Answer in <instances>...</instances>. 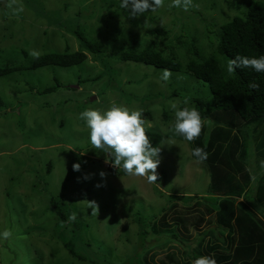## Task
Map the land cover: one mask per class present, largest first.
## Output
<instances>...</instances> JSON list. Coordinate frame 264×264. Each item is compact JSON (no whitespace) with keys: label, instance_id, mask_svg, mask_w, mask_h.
Here are the masks:
<instances>
[{"label":"rangeland","instance_id":"1","mask_svg":"<svg viewBox=\"0 0 264 264\" xmlns=\"http://www.w3.org/2000/svg\"><path fill=\"white\" fill-rule=\"evenodd\" d=\"M250 1L193 0L184 11L165 0L154 12L132 16L120 0H0V68L13 71L0 78V231L13 234L0 242V264H97V256L107 264H124L137 247L135 216L146 223L167 208L170 195L197 198L205 207L220 200L210 193L208 165L193 159L190 142L173 130L171 105L196 107L194 99L210 103L209 87L184 71H170L163 81V70L122 62L120 55L150 47L183 66L202 63L214 55L217 29L246 13ZM20 6L22 12L13 11ZM76 28L97 44L99 54L87 52L83 64L69 68L22 69L34 59L31 49L40 56L62 54L66 48L69 53L84 51L73 34ZM55 80L60 88L43 93ZM113 103L142 110L146 131L161 135L156 182L120 175L122 169L88 143V129L78 114ZM242 125L241 131H233L243 139L252 169L263 127ZM77 163L78 171L73 169ZM250 191L253 195L248 189L244 202L252 198ZM88 201L96 203L97 214H91ZM73 212L77 219L69 221ZM170 228L195 250L193 238L200 229L182 235L175 225ZM215 228L212 224L201 231L213 230L219 237ZM159 230L163 233L146 238L147 261L159 264L171 249L184 261L186 245L167 241L166 230ZM69 249L89 261H78Z\"/></svg>","mask_w":264,"mask_h":264},{"label":"trees","instance_id":"2","mask_svg":"<svg viewBox=\"0 0 264 264\" xmlns=\"http://www.w3.org/2000/svg\"><path fill=\"white\" fill-rule=\"evenodd\" d=\"M217 30L219 35L214 55L202 63L188 61L183 66L178 60L164 57L160 51L157 52L150 47L140 52L131 48L130 52L120 55L122 62L143 64L175 73L184 71L209 87L212 96L210 103L194 99L202 117L203 127L200 136L190 142L189 148L193 159L208 165L210 193L220 199L214 206L205 207L197 198L170 195L167 208L162 209L157 216L150 217L146 223L142 222L140 214L135 216L138 225L137 247L133 254L130 253L129 259H125L124 264H150L146 258L149 255L146 251V238L154 233L162 234L159 228L166 230L167 241H175L179 246L186 245V251L183 253L187 255L183 261L179 255L176 256L178 252H171V249L159 260V264H192L200 256H212L217 264H264V219L258 215L259 211L244 203H236L247 189L252 177L243 167V154H237L240 153L237 149L241 147L240 137L233 131V129L241 131L244 127L242 123H255L256 126L263 127L257 149L264 158V73L255 72L252 68H237L234 73L227 74L226 67H223L219 60L220 57L227 64L229 59L238 56H264V1H250L246 13L241 17L232 18ZM73 34L83 45L84 51L69 53L66 48L62 54L50 53L39 56L38 59L34 58L22 69L35 70L48 66L69 68L83 64L87 60V52L99 54L97 44L86 41L79 28H76ZM102 64L106 66L103 62ZM11 72L13 71L10 68H0V78ZM59 88V83L55 80L54 86L45 89L43 93H52ZM3 106L4 100L0 94V110ZM163 118L166 119L165 113ZM206 121L211 125L207 126ZM147 134L153 146H159L161 135L148 131ZM229 144L231 146L229 150L225 149ZM196 147L204 149L207 159L200 160L192 155V150ZM244 148H240L239 151L244 152ZM119 174L125 175L123 170ZM258 184L256 194L264 203V174ZM86 195L88 197V194ZM178 206L184 207V210H178ZM259 213L261 216L264 215L262 212ZM156 222L160 223L158 228ZM170 224L175 225L176 231L182 235L200 229L193 238L195 242L197 241L195 250L193 246H189L191 243L184 242L177 232L172 231ZM212 224L216 225L215 232L220 234L219 237L215 236L213 230L201 231ZM86 246L88 247L87 244ZM69 252L80 262L89 261L88 257L72 249H69ZM154 255L151 261H154ZM97 259L101 260L97 264H107L104 257L97 256ZM90 263L96 264V260H91Z\"/></svg>","mask_w":264,"mask_h":264},{"label":"clouds","instance_id":"3","mask_svg":"<svg viewBox=\"0 0 264 264\" xmlns=\"http://www.w3.org/2000/svg\"><path fill=\"white\" fill-rule=\"evenodd\" d=\"M16 0H12L15 4ZM12 4L9 6L11 7ZM165 0H120V7L128 9L130 15H142L148 11H156L163 7ZM193 6V0H170L169 7L180 8L188 11ZM22 12L23 7L13 9ZM29 55L38 59L40 52L29 50ZM237 68H252L255 72L264 73V56L248 57L238 56L229 59L226 71L232 74ZM171 72L163 70L161 79L167 81ZM257 87V85H252ZM173 110V130L183 140L192 142L197 139L202 131L203 121L196 107H177L171 105ZM88 129V143L94 149L106 154L113 167L122 169L128 176L146 178L149 183L157 181L156 169L160 163L158 158L161 148L153 146L145 127L142 110L131 109L125 105L113 103L106 109L86 108L78 114ZM192 155L200 160L207 159V153L201 147L192 150ZM264 166V162H262ZM74 170L80 169V164L73 165ZM104 175L103 172L100 173ZM91 214H97L98 206L94 201H88ZM78 214L71 213L69 221H75ZM9 229L0 231V242L8 241L12 237ZM192 264H217L212 256H200Z\"/></svg>","mask_w":264,"mask_h":264},{"label":"crops","instance_id":"4","mask_svg":"<svg viewBox=\"0 0 264 264\" xmlns=\"http://www.w3.org/2000/svg\"><path fill=\"white\" fill-rule=\"evenodd\" d=\"M239 126L242 127L241 125H239ZM243 128L244 127H242V129ZM259 128H261V127H259ZM259 138H260V136H259ZM240 145H241L240 148L245 147L244 141L241 138H240ZM230 147L231 146L229 144V145H227L226 149L229 150ZM240 148H237L238 149V152H240V153H237V154H243V156H244V159H243V162H242L243 167H244L245 171L248 172V174L252 177V179H251L250 184L248 185L247 189L245 190V192L239 198V199H241V201L239 202L238 201L239 199H237L236 200V203H244L247 206H249V204H251L252 206L255 205L253 208H255L256 211H259V212L264 213V203L262 202L261 197L260 196L258 197L257 194H256L257 193L258 186H259L258 181H259L260 177H262V175L264 174V167L262 169L258 170L259 167L262 166V162H264V158L261 157V155H260L261 154V151L259 149H256V148L253 149L254 157L257 159V161L254 162L251 165L252 166V169H250V165L248 164L249 153H247L246 151H244V152L239 151ZM190 151H191V149H190ZM237 158L238 157L236 156V159ZM254 183H256V184H254ZM248 189L249 190L250 189L253 190V195H252V191H250L251 192V195H252V198L249 199V197H248L249 200L247 199V202H244L245 200H243L242 197L244 196V198H246V193H247ZM259 212H258V214H261ZM262 216H263V214H262Z\"/></svg>","mask_w":264,"mask_h":264}]
</instances>
